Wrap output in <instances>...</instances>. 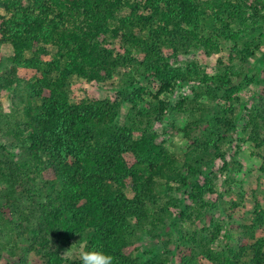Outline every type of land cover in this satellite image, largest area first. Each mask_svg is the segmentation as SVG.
<instances>
[{"label":"trees","instance_id":"1","mask_svg":"<svg viewBox=\"0 0 264 264\" xmlns=\"http://www.w3.org/2000/svg\"><path fill=\"white\" fill-rule=\"evenodd\" d=\"M125 8L128 14H122ZM0 9L4 11L0 13V46L12 48L11 55L0 61V89L12 90L13 110L21 113L13 120L0 110V131L13 135L14 149H18L10 145V159L0 158V180L11 186L20 182L33 194L32 179L46 169L53 175L41 183L43 200L30 209H18L14 197H6L16 239L25 243L9 249L18 261L6 264H28L30 251L40 254L45 264H80L79 259L68 260L61 254L73 241L84 242L85 249L101 247L114 258L113 264H168V251L153 254L150 248L146 253L152 255L146 260L134 256L138 233L144 231L141 227L149 223L156 228L186 215L176 211L177 200L168 194L176 187H182L194 204L192 211L199 214L206 207L203 196L215 192L213 179L217 178L213 172L210 178L196 181L199 171L191 152L184 159L173 155L152 127L165 110L181 111L180 102L174 107L167 99H158L153 120L143 125L129 115V122L119 125L121 101L91 94L71 102L70 80L77 76L105 82L119 67H142L138 73L154 76L160 82L158 92L167 97L177 82L192 76L207 86L209 97L220 94L231 102L254 80L248 75L251 70L264 74L263 64H250L264 37V0H0ZM138 28L147 34L139 35ZM247 35L252 39H245ZM118 39L130 47L122 54L111 46ZM226 43L230 53L216 59L211 74H199L193 64L187 70L175 67L163 52L168 47L176 51L201 48L210 56L221 52ZM137 49L142 51L140 57L133 54ZM19 68L34 70L35 75L20 77ZM130 80L137 83V74ZM144 94V88L137 87L125 91L121 99L135 106ZM220 121L228 126L225 119ZM248 124L253 126L251 132L264 129V122L258 123L254 116ZM194 130L188 127L183 134L195 147ZM250 140L260 147L264 133L262 139L256 134ZM126 154L133 157L131 164ZM230 167L223 161L218 172ZM260 169L264 172V159ZM128 186L132 196L126 194ZM156 189L168 200L150 212L147 203L157 204ZM257 208L248 232L251 237L253 228L264 221V211ZM180 230L179 264H201L200 257L213 264H264V238L215 249L218 229L209 239ZM0 234L4 235L1 226Z\"/></svg>","mask_w":264,"mask_h":264},{"label":"rangeland","instance_id":"2","mask_svg":"<svg viewBox=\"0 0 264 264\" xmlns=\"http://www.w3.org/2000/svg\"><path fill=\"white\" fill-rule=\"evenodd\" d=\"M130 1L144 2V0ZM0 13L4 14V11L0 9ZM128 13L129 8L122 11V14ZM136 32L139 35L147 34L146 30H139V28ZM257 35L255 34V39L258 37ZM248 38L252 39L247 35L245 39ZM260 39L262 46L251 59V65H264V37ZM111 46L119 54L130 48L128 44L119 39L113 41ZM222 46L221 52L213 53L210 56L201 48L176 51L174 48L168 47L163 52L175 67L187 70L193 64L198 68L196 70L199 74L202 71L211 74L216 68V59L220 57L225 59L230 53L231 48L228 43L222 44ZM11 53L10 45L0 46V61L7 59ZM133 54L140 57L142 51L140 49L133 50ZM44 58L48 59L49 57ZM139 69L144 70L142 67ZM140 70L132 66L119 67L114 77L105 82L87 81L82 77L73 76L70 80V101L79 102L91 94L99 99L121 101L117 118L119 125L127 124L129 115L135 121H143V125L148 119L153 120L155 117L154 106L157 105L158 99H167L169 105L174 107L180 102L181 111L165 110L162 120L153 122L152 127L165 139V147L173 155L184 159L185 155L191 152L192 164L196 165L199 171L195 176L196 181L202 182L205 178H210L213 172L217 173V178L213 179L215 192L204 194L206 207L200 210L199 214L195 210L192 211L194 204L188 199L182 187H176L168 193L177 200L176 211L183 210L186 215L180 214L174 221L165 225L157 224L156 228H153L149 223L144 224L141 227L144 231L138 233L139 249L134 256L146 260L152 255L146 251L154 248L153 254L168 251L170 254L168 264H179L182 247L177 248L181 244L177 240L180 236L178 229H181L183 234L197 233L207 239L218 229V239L213 244L215 249H222L226 245L237 246L239 242L253 244L257 239L264 238V221L253 228V237L248 233L251 229L250 225L256 217L255 209L258 207L257 210L264 211V172L260 169L263 165L264 145L257 147L250 140V136L256 134L262 139L264 129H254L251 132L253 126L248 124L252 116L258 123L264 122V74H256L255 69L251 70L248 75L253 76L254 80L245 84L233 96L234 99L227 102L222 99L220 94H218V98L209 97L205 93L207 86L192 76L190 79L177 82L175 91L167 97L165 93L158 92L160 82L150 74L138 73ZM17 73L26 79L35 75L34 70L25 68H19ZM136 74L138 82L134 83V80L130 79ZM245 80L246 78L243 79L244 82ZM129 83H133L134 86ZM137 87H143L145 94L141 100L136 102L135 106L131 102L121 99L125 91L131 92L133 88ZM13 99L15 98L12 90L0 89L2 106L0 110L6 118L14 120L20 117L21 113L19 110L14 112ZM221 108H223V112ZM220 119H225L228 126H224V121L222 122ZM188 127L195 128L193 133L198 138V144L195 147L183 134V130ZM13 144V135L8 136L0 131V158L10 159L7 152L10 151V145L14 149ZM14 150L18 151L17 148ZM17 157H13V160ZM125 158L129 164L133 162L131 155L126 154ZM223 161L231 163V167L228 171L220 173L218 168L222 170ZM184 171L186 172V170ZM52 177L51 170L46 169L40 176L34 178L35 181L32 179L30 183L33 184L30 187L35 188L33 194L26 192L24 184L20 182L11 186L6 180H0V226L4 233L3 236L0 234V264H6L7 261H18V255H12L9 249L25 245L24 242L16 239L10 222V209L6 206V197H14L18 209H30L43 200L39 190L42 188L41 183L51 180ZM170 185L176 186L172 183ZM154 193L157 204H152V201L147 203L150 212L158 211L159 206L164 205L168 200L162 191L156 189ZM126 194L133 195L130 186L126 189ZM82 246L84 247V242L73 241L61 254L68 260L79 259ZM249 258L250 255L246 257V260ZM199 261L201 264H213L204 257H200ZM27 262L28 264H45V259L40 254L30 251L27 255Z\"/></svg>","mask_w":264,"mask_h":264},{"label":"clouds","instance_id":"3","mask_svg":"<svg viewBox=\"0 0 264 264\" xmlns=\"http://www.w3.org/2000/svg\"><path fill=\"white\" fill-rule=\"evenodd\" d=\"M79 260L80 264H113L114 258L99 246H93L91 249H85L82 246Z\"/></svg>","mask_w":264,"mask_h":264}]
</instances>
